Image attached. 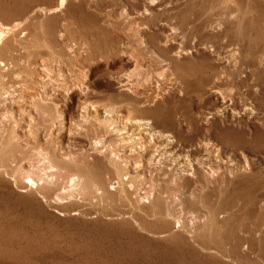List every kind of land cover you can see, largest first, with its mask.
Instances as JSON below:
<instances>
[{
  "label": "rangeland",
  "instance_id": "rangeland-1",
  "mask_svg": "<svg viewBox=\"0 0 264 264\" xmlns=\"http://www.w3.org/2000/svg\"><path fill=\"white\" fill-rule=\"evenodd\" d=\"M60 1L0 0V264H264V0Z\"/></svg>",
  "mask_w": 264,
  "mask_h": 264
},
{
  "label": "bare ground",
  "instance_id": "bare-ground-1",
  "mask_svg": "<svg viewBox=\"0 0 264 264\" xmlns=\"http://www.w3.org/2000/svg\"><path fill=\"white\" fill-rule=\"evenodd\" d=\"M67 2V0H61L60 3L61 4H65ZM1 25V24H0ZM4 29V28H3ZM0 28V41L2 40V37L4 34V30ZM127 35V34H126ZM122 37V36H121ZM130 37V36H129ZM128 37V38H129ZM121 40V39H120ZM128 40V39H126ZM125 40V41H126ZM127 43V42H126ZM231 55L233 54V57H236V61L239 60V56L236 55L237 50L232 51L231 49ZM158 62V66L155 67V76H160L161 77V82H162V89H164V86L167 85L168 81L174 80L175 81V86L179 87L181 89V91H185V93H189L191 91L193 92H200V93H204V86L205 85H211L213 88H216V85L220 82L221 78H223V75H220L219 72L214 71L210 74H205L201 77L200 81H195L191 78H189L187 75H184L182 73H180V68L178 67V65L174 64V66H172V62H175V59L172 56H165V58H162L160 61ZM178 69V70H176ZM225 75H231L232 72L227 70L224 73ZM34 77V76H33ZM33 77H30L31 79H34ZM36 80L34 79V82L37 81L38 79H40V77H38L36 75ZM42 78V77H41ZM28 82V81H27ZM218 87V85H217ZM27 89V88H26ZM23 90V89H22ZM21 91L19 97L21 98H26V95H23L22 93H24L23 91ZM27 99V98H26ZM28 102V101H27ZM29 105V104H26ZM182 105H186L185 103L179 101V100H175L173 105H169L168 107H161L158 106L156 109H148L150 113H157L159 112V114H157V117H160L158 119L163 120L165 123L168 124H174L175 120H176V115L178 113H185L186 109H182L179 108ZM147 110V111H148ZM182 115V114H181ZM184 116V115H182ZM147 123L143 122L140 123L141 126H146ZM124 139V138H123ZM175 139V138H174ZM165 145H157L158 147V151H160L159 154L163 155L165 154V150L163 149ZM205 147L207 149H209L208 151H206L205 153H207V155H205L204 159H197V161H183L181 163V169L183 171V173H187V174H191L192 172L197 173L198 172V165H202L205 162H207L210 158H211V153L213 152L214 149V145L211 144L210 142H207ZM1 154V153H0ZM8 156V155H7ZM173 160L176 163H179L180 161H178L180 159V156H172ZM172 161V159H171ZM4 163V162H3ZM6 163V162H5ZM209 168V167H208ZM211 168V167H210ZM211 170V169H210ZM31 175V174H30ZM92 175V174H91ZM91 180V179H90ZM26 182H30V183H35V179L33 177H29V181ZM238 186H239V191L237 190L234 194H233V198H232V202H234L233 204H235L236 202L239 203L240 199H246L247 201L251 199V197L253 196V191H254V186H255V181L252 180L251 178H240L238 179ZM257 184V182H256ZM258 186V185H257ZM255 194V193H254ZM257 194V193H256ZM257 196V195H256ZM255 197V195H254ZM257 199V198H256ZM257 201V200H256ZM244 202V201H243ZM241 203V202H240ZM230 202V205H233ZM245 204V203H244ZM240 205V204H239ZM246 205H248L246 203ZM159 206H161L159 204ZM235 206V205H234ZM241 206V205H240ZM245 206V205H244ZM239 211V210H238ZM262 224V223H261ZM260 224V225H261ZM258 225V224H257ZM264 225V223H263ZM240 226V225H239ZM264 227V226H263ZM240 228V227H239ZM249 228V227H247ZM253 228V227H252ZM256 228V226H255ZM259 228V227H258ZM260 228L262 229V227L260 226ZM242 229V228H241ZM244 230V229H243ZM248 230V229H247ZM253 230V229H252ZM257 230V229H256ZM264 231V229H263ZM241 232V231H240ZM244 233V231H242ZM249 235L248 237L244 238L243 235L245 236V233L236 239L237 241H235L234 243V247H241L242 245H245L244 247H246V245L248 246V250L249 252L254 253L257 257H259L260 259H264V238L260 237L258 239H256V236L254 235L257 232L251 231L249 229ZM260 232V230H259ZM235 233H238L235 231ZM262 233V232H261ZM240 234V233H238ZM247 234V233H246ZM260 234V233H259ZM234 235V234H233ZM263 235V234H262ZM247 236V235H246ZM256 236V237H255ZM230 238V237H229ZM232 238V237H231ZM234 239V238H233ZM230 241V240H229ZM256 244V245H255ZM232 245V244H231ZM247 248V247H246ZM243 251V250H242ZM247 252V250H246ZM248 254V253H247ZM252 256V255H251Z\"/></svg>",
  "mask_w": 264,
  "mask_h": 264
}]
</instances>
